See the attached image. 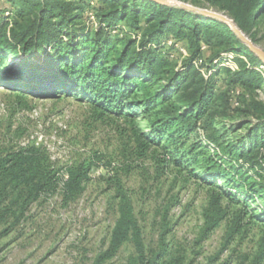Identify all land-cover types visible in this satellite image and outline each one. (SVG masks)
Segmentation results:
<instances>
[{
    "label": "trees",
    "instance_id": "trees-1",
    "mask_svg": "<svg viewBox=\"0 0 264 264\" xmlns=\"http://www.w3.org/2000/svg\"><path fill=\"white\" fill-rule=\"evenodd\" d=\"M188 1L223 12L255 43L264 29V0ZM14 58L17 67L9 65ZM261 63L226 22L173 4L0 0V84L16 85L1 74L13 69L27 77L30 92L56 85L87 100L95 120L122 119L118 132L137 159L153 161L157 177L173 164L207 186L201 237L227 217L230 235L239 232L249 200L260 196L264 203ZM24 132L8 124L0 138V238L21 226L35 202L59 194L67 205L91 178L94 159L62 163L42 142L20 141ZM109 179L118 215L93 264H104L127 242L130 264H184L183 250L165 240L167 226L157 246L147 248L130 199ZM263 257L264 242L252 264Z\"/></svg>",
    "mask_w": 264,
    "mask_h": 264
},
{
    "label": "rangeland",
    "instance_id": "rangeland-1",
    "mask_svg": "<svg viewBox=\"0 0 264 264\" xmlns=\"http://www.w3.org/2000/svg\"><path fill=\"white\" fill-rule=\"evenodd\" d=\"M177 1L194 5L188 0ZM203 5L200 7L220 12ZM86 12L90 25L95 26L96 18L90 10ZM256 44L264 49L262 27ZM17 61L14 58L9 65L17 67ZM259 68L264 74V63ZM1 74L12 76L16 85L0 84V138L8 124L12 130L21 126L25 132L20 141L42 142L62 163L79 159L94 162L91 178L78 199L63 205L59 194L42 198L31 206L17 230L0 238V264H93L106 248L118 215L115 181L111 182L110 176L121 183L130 199L147 248L157 246L167 226L165 240L183 250L184 264H252L264 242V215L255 211L264 210L260 196L249 200L252 206L244 214L239 232L230 235L231 220L227 217L201 237L207 186L198 178L189 177L186 169L173 164L157 177L153 161L137 159L131 143L118 132L117 125H124L122 119L95 120L90 103L74 93H65L56 85L30 92L23 86L27 77L13 69ZM223 76L220 73L216 78L220 81ZM259 97L264 100V93L260 91ZM132 252V244L127 242L104 264H130ZM259 264H264V257Z\"/></svg>",
    "mask_w": 264,
    "mask_h": 264
},
{
    "label": "water",
    "instance_id": "water-1",
    "mask_svg": "<svg viewBox=\"0 0 264 264\" xmlns=\"http://www.w3.org/2000/svg\"><path fill=\"white\" fill-rule=\"evenodd\" d=\"M154 1L181 6V7L202 13L204 15L216 17L218 19L223 20L232 28V30L239 36V38H241V40L249 46L250 50L259 57L262 63H264V49L260 48L255 42H253L226 14H223L217 11H212L206 8H201V7L187 4V3L177 1V0H154Z\"/></svg>",
    "mask_w": 264,
    "mask_h": 264
}]
</instances>
